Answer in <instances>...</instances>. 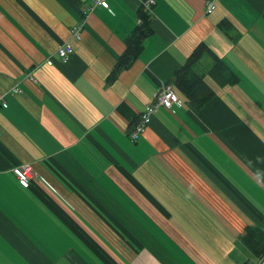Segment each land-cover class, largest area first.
I'll return each mask as SVG.
<instances>
[{
  "label": "crops",
  "instance_id": "1",
  "mask_svg": "<svg viewBox=\"0 0 264 264\" xmlns=\"http://www.w3.org/2000/svg\"><path fill=\"white\" fill-rule=\"evenodd\" d=\"M144 1L0 0V264L257 263L243 239L264 231V0L210 15L209 0H154L153 34L110 82ZM201 44L238 81L204 55L199 106L174 83ZM166 84L179 102L133 139Z\"/></svg>",
  "mask_w": 264,
  "mask_h": 264
},
{
  "label": "trees",
  "instance_id": "2",
  "mask_svg": "<svg viewBox=\"0 0 264 264\" xmlns=\"http://www.w3.org/2000/svg\"><path fill=\"white\" fill-rule=\"evenodd\" d=\"M140 24L133 30L129 37L126 38V50L120 57L115 70L112 72L109 81L117 79L118 74L128 69L136 61L144 49V41L153 34L150 26L151 14L142 8L139 12ZM220 28L229 33L231 24L228 21H222ZM212 52L205 44L199 45L190 56L182 69L175 74V87L197 105H203L213 95L207 83L196 71L195 67L201 62L204 55ZM215 65L213 72L216 79L224 84H235L238 81L237 76L215 55ZM244 245L253 253L256 258L264 256V231L260 229L248 228L243 239Z\"/></svg>",
  "mask_w": 264,
  "mask_h": 264
},
{
  "label": "built area",
  "instance_id": "3",
  "mask_svg": "<svg viewBox=\"0 0 264 264\" xmlns=\"http://www.w3.org/2000/svg\"><path fill=\"white\" fill-rule=\"evenodd\" d=\"M94 6H98L104 9H109V3L107 0H92ZM155 5L154 0H145L143 2V9L145 12L152 15L153 12V6ZM216 0H209L208 6L206 9V13L208 15L214 13L216 10ZM82 25H76L72 29L73 35L77 39H81L82 34ZM74 53V48L70 43H66L64 45H61L57 50V55L62 61H67L69 57ZM48 65H52V62L50 60L47 61ZM29 77L31 80H35L33 76L30 74ZM18 92H21L20 90H17ZM179 96L174 88V86L166 84L163 85L160 93L157 96L155 105L147 106L143 114L141 115V122L137 126L136 130L132 133L133 139H138L141 133L144 132L145 128L148 126V124L151 121L152 115L155 112V109L157 106H163L167 109L172 108V106L179 102ZM1 107L7 108L8 104L6 101L1 100ZM14 174L18 178V180L26 187L30 186L32 181L37 179L38 175L34 169V167L30 164H23L21 166H18L14 169ZM256 264H264V256L258 259Z\"/></svg>",
  "mask_w": 264,
  "mask_h": 264
}]
</instances>
